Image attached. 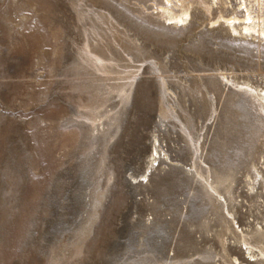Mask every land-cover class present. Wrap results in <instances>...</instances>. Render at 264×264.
<instances>
[{"label": "rangeland", "instance_id": "obj_1", "mask_svg": "<svg viewBox=\"0 0 264 264\" xmlns=\"http://www.w3.org/2000/svg\"><path fill=\"white\" fill-rule=\"evenodd\" d=\"M263 24L264 0H0V264H264Z\"/></svg>", "mask_w": 264, "mask_h": 264}, {"label": "bare ground", "instance_id": "obj_2", "mask_svg": "<svg viewBox=\"0 0 264 264\" xmlns=\"http://www.w3.org/2000/svg\"><path fill=\"white\" fill-rule=\"evenodd\" d=\"M188 17H190V12L184 11L182 15L174 16L173 19H177L178 21H186ZM234 19H235V17H234ZM234 19L226 20L227 26H228V28H229V30L231 32H233V33H235L237 35L243 36V37H248V36L257 37L254 34V31H252L249 28V26L247 27L248 24L244 25L243 27H240V26L234 24V22H235ZM259 27H260V25H259ZM259 35L264 36V24L261 25V29H260V34Z\"/></svg>", "mask_w": 264, "mask_h": 264}]
</instances>
